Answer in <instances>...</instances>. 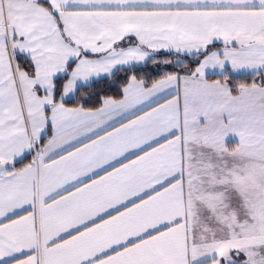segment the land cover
Segmentation results:
<instances>
[{
    "label": "snow or ice",
    "instance_id": "snow-or-ice-1",
    "mask_svg": "<svg viewBox=\"0 0 264 264\" xmlns=\"http://www.w3.org/2000/svg\"><path fill=\"white\" fill-rule=\"evenodd\" d=\"M0 264H264V0H0Z\"/></svg>",
    "mask_w": 264,
    "mask_h": 264
}]
</instances>
